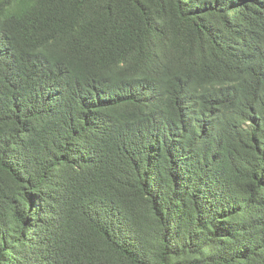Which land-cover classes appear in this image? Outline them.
<instances>
[{
  "label": "trees",
  "instance_id": "16d2710c",
  "mask_svg": "<svg viewBox=\"0 0 264 264\" xmlns=\"http://www.w3.org/2000/svg\"><path fill=\"white\" fill-rule=\"evenodd\" d=\"M0 264H264V0H0Z\"/></svg>",
  "mask_w": 264,
  "mask_h": 264
}]
</instances>
